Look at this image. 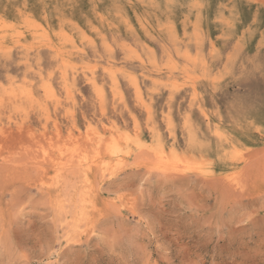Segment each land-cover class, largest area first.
<instances>
[{"label": "rangeland", "instance_id": "rangeland-1", "mask_svg": "<svg viewBox=\"0 0 264 264\" xmlns=\"http://www.w3.org/2000/svg\"><path fill=\"white\" fill-rule=\"evenodd\" d=\"M0 264H264V0H0Z\"/></svg>", "mask_w": 264, "mask_h": 264}, {"label": "bare ground", "instance_id": "bare-ground-1", "mask_svg": "<svg viewBox=\"0 0 264 264\" xmlns=\"http://www.w3.org/2000/svg\"><path fill=\"white\" fill-rule=\"evenodd\" d=\"M125 138H126V137H125ZM54 140H55V139H54ZM113 140H115V139L113 138ZM135 140H136V138H135ZM111 141H112V140H111ZM115 141H116V140H115ZM136 141H138L139 146L141 145V146H146V147H148L147 145H145V144H147V142L145 143L144 141H140V140H138V139H137ZM160 142H161V141H160ZM75 143H76V142H75ZM154 143L157 144V140H156V142H154ZM66 144H67V143H66ZM70 144H71V143H70ZM77 144L79 145L80 143H77ZM113 144H116V142H114ZM149 145H150V144H149ZM151 145H152V144H151ZM52 146H53V145H52ZM55 146H56V145H55ZM112 146H113V145H112ZM76 147H77V146H76ZM157 147H158V144H157ZM160 147H161V146H160ZM154 149H155V148H154ZM154 149H152V150H154ZM157 149H160V150L157 151V153H158L157 155L159 156V158H160L161 160H164V159L166 158L165 155H164V153H165L164 149H163L162 147H161V148L158 147ZM157 149H155V150H157ZM76 150H77V149H76ZM152 150H151V151H152ZM68 152H69V151H68ZM80 152H82V151H80ZM83 152H85V151H83ZM142 152H143V151H142ZM86 153H87V152H86ZM86 153H85V154H86ZM171 153L173 154V156H174V155L177 156V155H176L177 153H176L175 151H172ZM45 154H46V153H45ZM90 154H91V153H90ZM92 154H93V153H92ZM67 155H68V154H67ZM79 155H80V154H79ZM86 155H87V154H86ZM68 156H69V155H68ZM89 156H90V155H89ZM155 156H156V155H155ZM80 157H82V156L80 155ZM91 157H92V156H91ZM183 157H184V156H183ZM71 158H72V157H71ZM71 158H70V159H71ZM156 158H157V157H156ZM156 158H155V159H156ZM174 158H175V157H174ZM178 158H179V157H178ZM178 158H177V159H178ZM72 159H73V158H72ZM91 159H93V158H91ZM91 159H90V160H91ZM160 159H156V160H157V161H161ZM166 159H167V158H166ZM166 159H165V164H167V165H168V164H171L170 159H169V160H166ZM184 159H185V158H184ZM173 160H174V159H173ZM173 160H172V161H173ZM179 160H180V158H179ZM79 161H80V160H79ZM166 161H167V162H170V163H167ZM177 161H178V160H177ZM91 162H92V161H91ZM162 162H164V161H162ZM62 163H63V162H62ZM92 163H93V162H92ZM112 163H113V161H112ZM177 163H178V162H177ZM177 163H175V164L178 166ZM181 163H183V162H181ZM87 164H88V163H87ZM158 164H159V163H158ZM175 164H174V165H175ZM55 165H56V164H55ZM55 165H54V166H55ZM57 165H58V164H57ZM62 165H63V164H62ZM160 165H161V164H160ZM176 165H175V166H176ZM181 165H182V164H181ZM187 165H188V164H187ZM110 166H111V165H110ZM87 167H89V165H87ZM179 167H180V165H179ZM196 167H197V166H196ZM56 168H57V167H56ZM56 168H55V169H56ZM158 168H159V167H158ZM170 168H171V167H170ZM174 168H175V167H174ZM192 168H193V167H192ZM57 169H59V168H57ZM166 169H167V168H166ZM78 171H79V170H78ZM86 174H87V173H86ZM55 175H56V174H55ZM51 182H52V181H51ZM230 183H231V182H230ZM84 189H85V188H84Z\"/></svg>", "mask_w": 264, "mask_h": 264}]
</instances>
